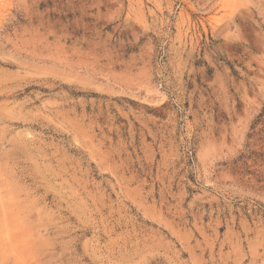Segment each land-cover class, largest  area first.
Returning <instances> with one entry per match:
<instances>
[{
  "label": "rangeland",
  "instance_id": "rangeland-1",
  "mask_svg": "<svg viewBox=\"0 0 264 264\" xmlns=\"http://www.w3.org/2000/svg\"><path fill=\"white\" fill-rule=\"evenodd\" d=\"M0 264H264V0H0Z\"/></svg>",
  "mask_w": 264,
  "mask_h": 264
}]
</instances>
